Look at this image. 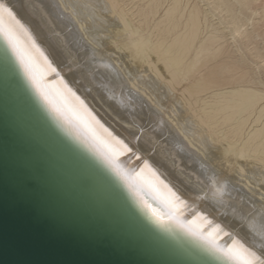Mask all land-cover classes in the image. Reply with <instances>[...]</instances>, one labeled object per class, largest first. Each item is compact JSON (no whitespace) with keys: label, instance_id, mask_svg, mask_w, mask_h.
<instances>
[{"label":"bare ground","instance_id":"1","mask_svg":"<svg viewBox=\"0 0 264 264\" xmlns=\"http://www.w3.org/2000/svg\"><path fill=\"white\" fill-rule=\"evenodd\" d=\"M4 2L35 41L21 43L47 98L0 35L29 83L103 157L117 153L129 179L109 164L150 213L169 218L170 188L185 225L264 253L249 226L264 218V0Z\"/></svg>","mask_w":264,"mask_h":264},{"label":"water","instance_id":"2","mask_svg":"<svg viewBox=\"0 0 264 264\" xmlns=\"http://www.w3.org/2000/svg\"><path fill=\"white\" fill-rule=\"evenodd\" d=\"M164 216L38 96L0 36V264H234Z\"/></svg>","mask_w":264,"mask_h":264},{"label":"snow or ice","instance_id":"3","mask_svg":"<svg viewBox=\"0 0 264 264\" xmlns=\"http://www.w3.org/2000/svg\"><path fill=\"white\" fill-rule=\"evenodd\" d=\"M0 35H3L5 40L7 41L9 47L11 48L12 52L15 54L16 59L19 61L21 67L23 68L25 74L27 75L28 79L31 83L36 87L37 91L43 96L45 99L47 98L46 93L41 88L39 81L37 80V75L35 72V63L31 56L28 55L27 51L25 50L24 46L21 43L22 38L29 43L31 48H35V41L32 39L31 34L29 33L28 29L25 27V24L21 22L20 19L17 18V15L14 13L13 9L4 2V0H0ZM43 55V54H42ZM44 62L47 64V67L55 72L56 69L52 66V64L48 61L47 57H44ZM11 79V70L7 72L3 77V84L4 87H8L9 81ZM71 91V89H69ZM75 96V93H72ZM79 100V97H76ZM83 104V101H80ZM94 119V117H93ZM97 123H99L97 121ZM7 127V126H5ZM107 131V129H105ZM108 136L111 141L115 142L118 146H120L124 151H131L128 145L124 144L123 141L118 140L116 137H113L111 133H108ZM111 154H105V159L112 163L119 175L125 181L129 179L128 173L124 172L119 165L115 164V156L117 153L115 151L110 150ZM144 167L149 168V162L147 160L144 161ZM139 176V173L135 174ZM213 184H215V179H213ZM167 187V185H165ZM168 191L171 194L170 200H165V207L168 210L167 215L170 219L175 220L178 224L182 227H187L188 231H190L194 235H199L201 239L207 241L211 247L217 251L222 253L224 256L228 257L229 259L234 261V264H264V253H258L254 251L252 248L245 246L242 243L236 242V248H223L220 247L218 244L215 243L214 239L211 236H205L202 233L197 232L196 230L192 229L188 225H185L180 219V212L179 209L182 205L185 204L183 201L174 191L170 188ZM219 192V189L217 190ZM156 215V213H153ZM250 228L253 231H256L259 228V234L261 237H264V218L261 219L259 225L255 222L251 223Z\"/></svg>","mask_w":264,"mask_h":264}]
</instances>
